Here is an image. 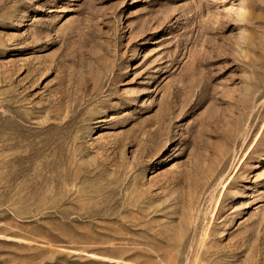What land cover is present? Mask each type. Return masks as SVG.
I'll return each instance as SVG.
<instances>
[{"label": "rangeland", "instance_id": "rangeland-1", "mask_svg": "<svg viewBox=\"0 0 264 264\" xmlns=\"http://www.w3.org/2000/svg\"><path fill=\"white\" fill-rule=\"evenodd\" d=\"M0 264H264V0H0Z\"/></svg>", "mask_w": 264, "mask_h": 264}]
</instances>
